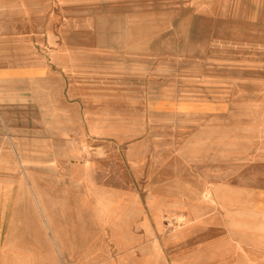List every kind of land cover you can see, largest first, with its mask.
Masks as SVG:
<instances>
[{
    "label": "crops",
    "instance_id": "crops-1",
    "mask_svg": "<svg viewBox=\"0 0 264 264\" xmlns=\"http://www.w3.org/2000/svg\"><path fill=\"white\" fill-rule=\"evenodd\" d=\"M50 12L0 0V264H258L241 194L165 167L135 78L51 43Z\"/></svg>",
    "mask_w": 264,
    "mask_h": 264
},
{
    "label": "rangeland",
    "instance_id": "rangeland-1",
    "mask_svg": "<svg viewBox=\"0 0 264 264\" xmlns=\"http://www.w3.org/2000/svg\"><path fill=\"white\" fill-rule=\"evenodd\" d=\"M50 11L51 43L135 78L165 167L241 194L264 264V0H50Z\"/></svg>",
    "mask_w": 264,
    "mask_h": 264
}]
</instances>
